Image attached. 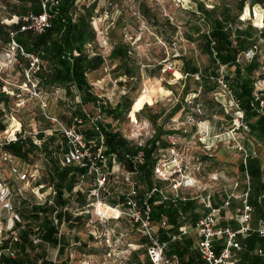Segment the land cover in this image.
<instances>
[{"label": "trees", "instance_id": "trees-1", "mask_svg": "<svg viewBox=\"0 0 264 264\" xmlns=\"http://www.w3.org/2000/svg\"><path fill=\"white\" fill-rule=\"evenodd\" d=\"M0 1L4 5V8L0 7V45L9 40V31H13L16 40L24 47L25 51L38 56L40 65L33 74L34 78L38 79L39 89L42 91L51 88L61 89L64 92V100L59 99L58 102L63 106L65 105L69 110L68 116H60L65 124L69 125L73 118L80 117L82 123L78 125V130L84 138L92 139L97 146L101 145L104 155L115 157L123 169L135 173L134 180H136L138 191L135 198L137 201L140 202L143 193L157 184L153 178V169L161 158V151L168 149L170 152L171 148H174L175 151L179 150V144L170 142L168 136L174 134L189 135V133H183V127L176 129L170 124L169 121L173 117L184 114L198 120L204 117V112L210 119L214 113H219L223 115L226 124L231 125L232 113L226 112L224 107L214 98L215 94L224 91L218 81L220 75L223 76V83L228 89H231L233 96L244 111L243 120L249 125V130L245 135L264 144V107L262 108L263 112H261L255 97V92L258 91L263 93L264 98V89L257 90L256 88L257 82L264 78V73L261 71L262 61L258 55L260 50L258 45L260 40H264V0H211L210 7L204 0H194L195 10L184 9L187 19L182 25L183 34L186 40L193 43L194 47L191 51L180 52L173 56L175 59L181 60V66L178 69L179 73L183 75L179 80L180 92L175 91L173 86H167L169 90L175 92L176 100L165 111L149 113L148 118L154 124L156 131L155 135L150 136L143 144L129 141L119 129H113L112 123L121 120L131 110L130 107L133 102L127 94L121 95L115 104H111L103 101L94 93L89 81L88 74L99 70L105 63L102 53L98 51L99 48L95 45L96 32L91 25L92 17L100 13L99 10L102 9L99 8L98 10L99 0L97 2L96 0H62L57 7L51 9L52 16L49 27L42 33L30 30L21 31L19 23L4 21L5 18H11L12 15L40 12L38 0ZM253 5L260 6L263 11V17L258 14L259 17H262L257 21L258 24L260 21L262 24L259 29L251 23L250 18H243L245 7L249 8L250 13ZM138 8L143 17L152 18V24L159 25L156 23L157 19H154L155 14L149 10L143 1L138 2ZM116 23V29L120 28L121 33L116 35V29L114 31L111 29L108 33L107 65L112 77L116 78L123 75L127 78L126 81L130 83L132 79L139 77V63L131 52L130 45L124 41L123 28L118 24L119 21ZM165 24L171 26L168 17L165 18ZM171 27L174 28V26ZM134 33L136 36V32ZM249 49H254L251 58L244 56ZM201 53L206 57L205 60L200 58ZM160 60H166L165 51L161 54ZM20 63L21 65L16 66L19 69L28 65L24 57L20 58ZM257 72L259 73L256 74ZM196 74H199L197 79L195 78ZM191 93L196 94V96L188 102L185 97ZM10 100L14 101V98L0 92V103L9 106ZM88 104L93 107L91 111L86 109ZM141 111L143 109L137 114ZM161 117L162 121L157 122ZM4 129L5 124L0 121V132H3ZM193 129H195V125H193ZM51 132L53 133L47 136L44 130L40 129L36 132V142L31 135H28L25 138H17L15 141L4 142L1 144V149L4 152H9L25 164L34 165L39 159L46 164L44 166L45 174L41 180L45 181L44 185L52 186L55 192L52 197V204L32 202L30 214L35 220L38 219L39 221L41 218L40 223L43 232L39 235L41 234L44 239L54 243L53 236H56L57 230L49 220V214L55 211L53 207L56 206L59 209L56 212L58 219H63L67 223L68 211L61 209L68 201H66L68 198L64 197V193L72 194L74 202L71 205L68 204L69 206H73L75 202L79 204L87 195L88 185L92 178L87 175L86 178L89 182L86 188L83 190L81 187L83 179L80 185L81 189L74 191L81 174L85 173V168L61 163L59 156L67 150V143H65L64 136L57 133L55 129H52ZM101 136L102 142L99 140ZM248 143H246V147L251 149ZM255 147L256 145L253 146V149H256L257 155H248L245 164L242 159L237 164L240 176L245 177L247 175L248 177L250 190L247 201L255 204L254 207H259L257 211L252 210L254 218L261 216L263 205L252 200L250 191L252 186L255 187L257 193L264 188L262 183L264 172L260 169V153ZM139 150H142L144 157L142 163L132 161V157ZM201 156L203 160L213 162L209 155L203 154ZM111 183L109 186L111 192L107 193V199L110 203L115 204L123 200L124 195L119 193V197H117L118 191L113 190L118 180H113ZM164 183L166 184L167 181ZM155 200L157 197L154 195L149 200L150 205H152L151 219L157 221L162 216H166L168 221L167 227L158 230V237L168 243L164 253L170 256L172 254L170 251L173 250L174 253L181 255L182 253L177 246L179 240L171 239L170 236L177 233L178 227L182 225L179 219L180 213L185 215L187 208L193 205V200L186 197L184 200L176 201L175 204L169 200L164 203H157ZM211 203L214 206L221 204L219 200L216 201L214 198L211 199ZM122 226L131 230V226H126L123 223ZM15 227L19 228L20 231L18 232V240L12 242L11 246L16 252L20 251L19 256L16 255L15 258H12L0 255V258L3 263L25 264L24 253L27 245L25 242L30 236V230L33 233V229L32 226L26 224H23L21 228L18 223L15 224ZM132 233L131 230L130 234ZM128 238L132 240L131 236ZM260 238L261 240L258 239L255 245L264 239ZM141 240L144 241V239ZM8 244L9 238L1 246L5 248ZM188 245V243L183 245L184 251ZM191 254L192 257L184 264H203V259L195 258V254ZM256 258L261 264H264L263 256L256 255ZM59 264L64 263L62 261Z\"/></svg>", "mask_w": 264, "mask_h": 264}, {"label": "rangeland", "instance_id": "rangeland-1", "mask_svg": "<svg viewBox=\"0 0 264 264\" xmlns=\"http://www.w3.org/2000/svg\"><path fill=\"white\" fill-rule=\"evenodd\" d=\"M140 1H143L147 7H149V10L155 14L154 19H157L156 23H159V25H153L151 22L152 18L143 17L142 12L138 8V2ZM204 2L210 7L209 3L211 0H204ZM99 8L102 9L99 10ZM184 9L195 10L194 0L98 1V10L101 15L98 13L95 15L96 17L93 16L95 19L91 20L92 28L95 32L97 28V30H102L104 34L107 33V41H109L108 33L111 29V31L116 29V22L119 21L118 24L123 28L124 41L130 45L131 52L139 63V77L138 79H132L130 83L126 81L127 78L123 75L117 76L116 78L112 77L109 68H105V65L101 66L99 70H95L88 74L94 93H96L103 101L115 104L123 94H127L128 98L132 100L133 103L130 107V112H128L121 120L112 123V125H114L113 129H119L123 136L129 141L143 144L146 139L155 135L156 130L154 124L148 118L149 113L165 111L173 105L176 100V95L175 92L169 90L167 86H173L175 91L180 92L181 85L179 84V80L183 75L179 73L178 69L181 66V60L175 59L173 56L180 52L191 51L192 47H194L193 43L186 40L183 34L184 28L182 25L187 19V14ZM106 13L107 17L104 16ZM258 14L263 17V11L260 6L253 5L250 13L249 8L245 7L243 18H250L249 20L251 23L259 29L262 24L261 21L259 24L257 21L259 18L262 19V17H259ZM166 17L169 18L171 26H174L175 29L165 24ZM115 32L116 35H119L121 33L120 28L116 29ZM134 32H136V36H134ZM95 45L99 48L98 50L103 49L98 39L96 40ZM258 46L260 49L258 55L262 61L261 71L264 73V40H260ZM164 51L166 60L162 61L160 60V56ZM4 52V44H1L0 64H2V66H0V77L1 79L10 82L8 85L14 87L21 72L18 71L19 68L16 66L10 65ZM102 54L106 55L105 58H107L108 48L102 50ZM200 58L205 60L206 57L201 53ZM258 73L259 72L256 74ZM262 86H264V81L258 82L257 87L261 88ZM192 94L193 93L185 97L188 102L191 101L190 99H192V97L196 96ZM43 95L47 102L46 111L50 114H56L61 122L65 124L60 116H68L69 110H67L65 105L63 106L58 102L64 100V92L61 89L51 88L50 90H44ZM7 106L8 105L4 106L0 103V121L5 124L4 131L0 132V181L5 189L7 188L8 190L6 192V199L4 198V194L0 193V225L3 226L2 232H0V249H2L1 245L6 241L10 234V230L6 229V221L10 213L9 209L5 208L6 201L9 200L13 207L20 212L23 221L20 223L21 228L23 227L22 224L30 225V227L32 226L33 228L34 224L37 225V223L41 222V218L38 221V219L35 220L31 217L30 204L36 202L35 187L37 186V183H45V181H42L41 179L45 174L44 166L46 165L44 161L40 159L37 160L34 165L24 163L23 167L26 172L33 173L34 177L19 180V178L10 171L11 160H8L7 158L4 159L1 156L4 152L1 149V143L7 136L5 133L17 128L18 130L21 129V134L25 132L26 135H31L32 138L35 139L38 130H44V133L48 136L51 134V130L55 128V125L50 124L42 115L43 113L40 110V104L37 98L25 100L24 106L19 108V110L14 109L15 100H10L9 106ZM2 108L4 109L2 110ZM86 109L91 111L93 107L91 104H88ZM141 109H143V111L137 114ZM228 112H231V109L228 110ZM205 114L203 112L204 117L198 120H194L190 115L183 114L182 116L176 115L171 121H169L176 129H182L183 127V133H189V135L174 134L168 136L170 142L179 144V150H174L176 154H172L168 149L162 150L161 158L157 163L168 161L170 163V169L168 172H172V175L177 179L182 178L183 175H189L195 178L197 184L196 186H193L194 188H187L192 189L189 190L188 195L195 197L199 196L196 199H198L200 204L202 203V206L207 209L202 202V195L209 193L211 199L214 198L216 201H220V199L227 193L234 192V199H238L242 190L241 181L243 180V177L240 176V170L237 168V164L241 160V155L236 149H234V142L229 139L227 134H225L231 126L226 124L223 115L219 113H214L210 119ZM161 121L162 117L158 119L157 122ZM193 125H195V129H193ZM167 127L168 125L166 128ZM237 136L246 143H248V140L249 142L253 141L251 137H248L243 133H238ZM90 141H92V139ZM92 143H94V141H92ZM254 144L256 147L260 148L261 154L264 153L262 148L264 147L263 142L258 141L254 142ZM250 148L253 149L252 147ZM203 154L209 155L213 159V162L211 160H203L201 156ZM261 161H264V156L261 157ZM198 162L199 166L197 167ZM214 174H218V177L215 180L211 178ZM153 178L155 181L161 179L155 172ZM84 180L81 185L82 189H85L89 182L87 178H84ZM112 181L113 180L110 179L107 184L108 190ZM91 182L92 179L88 185L89 187ZM164 182L165 181H163V185L165 184ZM167 184L168 180L165 185L167 186ZM205 187L206 189L203 190L202 188ZM43 189L46 193L47 189H45V187ZM113 190L126 192V186L119 179ZM110 192L111 191L109 190V193ZM232 209L233 204L224 207V210L227 212H232ZM227 215H229V213ZM121 222L126 226H131V223L126 220H122ZM110 224L112 225L114 223L110 222ZM29 234H32L31 230ZM132 238L136 239V241L137 239L140 240L139 235H135V233L132 235ZM28 239L29 238L27 237V255L30 257L29 259H34V261L37 262L40 257H36V255L39 254L42 245L38 246L33 244ZM142 241L143 240H140V242ZM95 249L96 251L93 252L97 255L104 253V250L101 247H95ZM45 251L48 253L47 257L50 258L53 250L50 248L46 250L44 249V255ZM143 251V248L139 250L141 261L146 260L145 254L142 253ZM19 253L20 251H17L16 255L19 256ZM70 254L71 253H69V256ZM73 255L74 252L70 257ZM1 256L4 255L1 254ZM74 258L72 259V264L92 262V260L87 261L79 259L74 261ZM132 262L134 263L133 259ZM94 263L103 264V261H100L98 257V259H94ZM108 264H118V262L109 260Z\"/></svg>", "mask_w": 264, "mask_h": 264}, {"label": "built area", "instance_id": "built-area-1", "mask_svg": "<svg viewBox=\"0 0 264 264\" xmlns=\"http://www.w3.org/2000/svg\"><path fill=\"white\" fill-rule=\"evenodd\" d=\"M40 5V12H28L22 15H12L11 18H5L4 21L7 23H19V29L21 31L30 30L36 33H42L49 27L51 19V9L57 7L62 0H38ZM105 1V0H103ZM0 7L4 8L3 3L0 1ZM103 11V10H102ZM101 15V13H99ZM107 17V13L104 14ZM96 17V16H95ZM92 18V20L95 19ZM108 19V18H107ZM107 33L104 34L102 30L96 28V38L99 40L102 50L108 48L109 42L107 41ZM91 46L90 44H87ZM5 54L10 65L18 66L21 65L20 58L24 57L27 60L28 65L20 68V75L14 87H11L10 82L3 80L0 77V92L6 93L12 96L15 100L14 109L19 110L25 104V100L37 98L40 104V110L45 119L50 123L55 125V131L60 133L65 138V143H67V150L62 152L59 159L63 165L74 164L78 167L85 168V173L81 174L79 182L75 185L74 191L81 189L80 185L87 175L92 177V182L88 188L85 203L78 204L75 202L73 206L65 205L61 209L63 211H68L75 216L84 215L87 216V223H90L93 227L97 228V239L105 248L103 253V264H108L109 260L113 262H118V264H129V256L132 252L137 251L140 248L144 249L145 261L141 264H180L179 259L175 255L167 256L164 253L167 248V241L161 240L158 237V230L160 228H165L168 225V221L164 217H161L157 221L151 219L152 205H150L149 200L152 196H156L157 203H164L171 201L173 204L178 200H184L185 196H182L181 189L184 187H192L197 184L195 178L189 175H183L182 178H176L169 171L170 163L162 162L156 163L154 166V172L164 181L168 180V184L165 187L153 186L150 190L146 191L142 196L140 202L137 201L135 195L138 191L136 189V180H134V172L127 171L123 169L116 158L113 156H106L103 154V147L101 145H96V142L84 138L83 134L78 130V125L82 123L80 117L73 118L69 125L63 124L59 117L52 113L46 111L47 102L43 95V91L38 87V79L34 78V72L38 69L40 65V60L37 55L31 54L25 51L24 47L16 40L13 31H9V40L4 44ZM254 53V49H249L245 52L244 56L251 58ZM104 58V67L109 68L107 63L108 60L105 58L106 55L102 54ZM2 66V64H0ZM222 69V67H221ZM5 71V70H4ZM17 71V72H18ZM1 72V70H0ZM199 74L195 75L197 79ZM219 83L224 89L223 92L214 95V98L224 107L225 111L231 109V127L225 132L230 140L234 142L233 147L241 155V159L245 164L248 155H257L256 149H248L246 147V142L241 140L237 134L243 133L244 135L249 130V125L246 123L244 118V111L239 105L238 100L233 96L231 89H228L223 83V76L220 75L218 78ZM264 81L259 80L258 82ZM257 82V84H258ZM257 90L264 89L257 87ZM263 93L255 92L256 100L259 104V109L263 112L264 98ZM196 95V94H192ZM4 105V103H2ZM5 106V105H4ZM10 108V107H9ZM4 108H2L3 110ZM13 110V109H12ZM11 111V110H10ZM13 116V115H11ZM14 118V117H12ZM19 124V123H18ZM20 126V125H19ZM52 131V130H51ZM19 133V134H18ZM53 133V132H51ZM1 144L4 142L15 141L17 138H25V132L21 134V129H14L7 133ZM4 135V134H3ZM100 142H102V136L100 137ZM36 141V139H34ZM172 154H176L174 148L170 149ZM5 159L11 160L10 171L13 172L19 180L33 178V173H27L23 165L25 162L17 160L9 152L5 151L1 154ZM175 158V157H174ZM173 158V159H174ZM16 162H15V161ZM132 161L136 163H142L144 161L142 150H139L132 157ZM20 162V163H18ZM199 162L197 163V167ZM35 170V169H34ZM218 177V174L211 176L213 180ZM119 180L122 181L126 186V192H121L124 195L123 200L112 204L107 199L108 182L109 180ZM47 189L46 193L43 191L44 188ZM203 190L206 189L202 188ZM40 190V191H39ZM7 188L3 186L0 181V193L4 194L6 199ZM39 191V192H38ZM170 191L171 193H168ZM54 190L52 186L46 187L43 183H38L35 187V197L37 204H52V197L54 195ZM234 192L227 193L225 195V200L222 205L214 206L211 203V195L206 193L202 195V202L208 209L206 213L199 217L194 226L199 240L196 244V250L199 252L201 259L205 264H233L232 258L235 254V249H240V244L237 240V233L246 234L250 230L255 231L260 236L264 237V226H259L257 228H251L248 226L250 220V212L252 211V205L247 202V193L242 195V205L238 208V211L234 214L235 219L238 220L240 227L237 230H231L229 227H222L218 225L221 218V209L229 206L231 198H233ZM64 197H68L73 201L72 195L65 192ZM119 197V195H117ZM5 208L9 209V217L6 221V229L10 230L9 244L7 247L0 249V255L10 256L12 258L16 257V250L12 248L11 243L18 240L19 228L15 227V224L22 223V216L20 212L17 211L10 201H6ZM59 209L55 210V214ZM53 215V224L58 225L56 236L59 238L63 231L67 228L66 222L61 219L59 220L56 215ZM181 214V213H180ZM182 216V214H181ZM122 220H126L131 223V230L139 238H143L144 241L140 240H130L128 235L131 230H128L122 226ZM113 222L114 224H110ZM23 225V224H22ZM21 227V225H20ZM190 227L181 225L178 228L176 234H172L171 239L182 238L186 233L190 231ZM3 226L0 225V232H2ZM33 233L31 235V241L34 244H39L40 239L37 234L40 227L34 224ZM223 235L226 236L224 244L219 248L218 252L215 251V242L219 237ZM6 239V240H7ZM257 253L264 257V245L256 249ZM0 264H16V263H3ZM39 264H44L41 260ZM83 264H93L92 262H83Z\"/></svg>", "mask_w": 264, "mask_h": 264}, {"label": "crops", "instance_id": "crops-1", "mask_svg": "<svg viewBox=\"0 0 264 264\" xmlns=\"http://www.w3.org/2000/svg\"><path fill=\"white\" fill-rule=\"evenodd\" d=\"M254 142H256V141L253 140V141H250L248 143V144H250V147L253 148V146H255ZM255 148H258V150H259L258 151L260 153L259 159L261 161V157L264 156V153L261 154L259 147H255ZM262 148L264 150V147H262ZM260 163H261L260 169L264 172V161H261ZM242 179H243L241 181L242 190L238 196V199H234V196H235L234 195L233 198H231V200H230V203L233 204V209H232L233 211L227 212L223 208L221 210L222 211L221 212V218L218 222L219 226L229 227L233 231L237 230L240 227V224H239L238 220L235 219L234 214L238 211V208L242 205V202H241L242 201V195L244 193H247V197H248V192L250 190V186H249V183L247 180L248 179L247 175H245V178L243 177ZM163 181L164 180H162V179L156 180L157 184L155 186L164 187L165 185H163ZM262 183L264 185V174H263V178H262ZM187 188L188 187L182 188L181 194H182V196H185V198L189 197V199H192L193 205H190V207L187 208V212H185V215L183 213H181L182 216L180 214L179 219L181 220L182 225L186 224L187 226L190 227L189 228L190 231L188 233H186L183 236V238L178 239L179 241L177 242V246L179 247L180 252L182 254L180 255L178 253H174L173 250L170 251L172 253L170 255H175L179 259L180 264H184V263L188 262V259L192 257L191 253L195 254V258H199L200 260H202L199 252H197V250H196V244L199 240V237L196 234L194 226H195L196 222L198 221L197 219L199 217H201V215H203L204 213H206L208 211V209H205L202 206V203L200 204V201H198V199H196L199 196L195 197V196H189L188 195L189 190H192V189H187ZM189 188H194V187L192 186ZM119 193H121V192L118 191L117 194H119ZM168 193H171V192L168 191ZM250 194H251V198L254 202H256L257 204L260 203L263 205L260 217L254 218L252 216V211L250 212V220L248 222V226L253 229V228H257L259 226H264V188L261 191H259V193H257L255 187L252 186ZM69 195H70V193H69ZM143 195H144V193H143ZM85 199L86 198L84 197L79 202V204L85 203ZM224 200H225V196L220 199L219 202L221 204H217V205H222ZM66 201H67V205L72 204L71 199L68 198V199H66ZM251 205L253 207L252 210H256V211L259 210V207H257V206L254 207L255 204H251ZM53 208H54V210H56L57 207L54 206ZM54 212L49 214V220L52 224H53L52 217L55 214ZM67 213H68L67 214V223H66L67 228L63 231L62 235L59 238L57 236H55V237L53 236V238L55 240L54 243H51L42 237V235H41L43 232L42 226L38 225L40 227V229L37 232V234L39 236L40 243L37 245L38 246L42 245V247L40 249L39 254H37L36 257L39 256L40 258H38L39 260L37 262H35L34 259H32V260L29 259L30 257L27 255V248H26V251L24 253L25 264H39L40 260L44 264H59L62 261L64 264H72V262H73L72 259L74 257H75L74 261H76L77 259L87 260V261L92 260L93 264H95L94 259L96 260V259H98V257H99L100 261H102L103 256H104L103 253H101L100 254L101 256H100V255H97L96 253L93 252V251H96L95 247H97V248L101 247L105 252V248H103L104 246L102 245V243H100V240L97 239V228L98 227H93L90 223H87V216H84V215L75 216L74 214H72L70 212H67ZM228 213H229V215H227ZM162 217H164L167 221L166 216H162ZM54 227H55V230H57L58 225L54 224ZM39 233H41V234L39 235ZM133 234L134 233L128 235V237H130V236L132 237ZM236 235H237V240L240 244V249L234 250L235 254L232 258V263L233 264H261L259 262V260H257V258H256V255H259L257 253L256 249L259 247H262L264 245V239L258 245L257 244L255 245V243L258 239L261 240L260 237H262V236L258 235L253 230H250L246 234L237 233ZM30 238H31V234H30L29 239H28L31 241ZM262 238H264V237H262ZM132 239L136 240L134 238H132ZM140 239H143V238H140ZM225 240H226L225 235L218 238V240L215 242V251L216 252H218L219 248L224 244ZM27 243H28V241H27ZM186 243H188L189 245H188V247H186V251H184V248H182V247L184 244L186 245ZM25 244H26V242H25ZM247 246H249L248 249H247ZM48 248L53 250V253L50 256L51 259L49 257H47L48 253L46 251H45V255H44V249L46 250ZM172 248H174V246H172ZM168 249H169V247H168ZM139 250L140 249L131 253V255L129 256V260H130L129 264L133 263L132 259L134 260L133 264H141L142 263L141 258H140V254H139ZM73 252H74V255L72 257H70L71 254H73ZM69 253H71L70 256H69ZM0 262H2V261L0 260ZM203 264H205L204 261H203Z\"/></svg>", "mask_w": 264, "mask_h": 264}]
</instances>
